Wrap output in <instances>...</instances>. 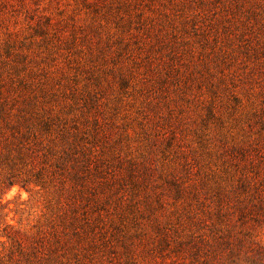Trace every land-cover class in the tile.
I'll list each match as a JSON object with an SVG mask.
<instances>
[{
	"label": "trees",
	"instance_id": "1",
	"mask_svg": "<svg viewBox=\"0 0 264 264\" xmlns=\"http://www.w3.org/2000/svg\"><path fill=\"white\" fill-rule=\"evenodd\" d=\"M18 2L26 12L28 37L4 30L10 0H0V168L5 172L0 185L54 193L53 215L32 251L19 242L20 252L46 264H151L158 254L199 255L190 239L172 238L158 215L166 208L163 183L174 195L175 186L178 194L185 190L175 171L159 183L150 154L126 158L120 138L111 143L97 91L110 75L126 92L161 89L175 81V60L192 62L196 52H206L209 34L197 30L193 17L176 24L175 4L156 27L149 13L155 12L154 0H82L91 16L82 31L54 21L30 0ZM69 27L65 38L62 30ZM214 44L223 51L218 40ZM250 185L242 180L239 187L250 190ZM199 192L192 191L193 197ZM240 211L244 217L245 207ZM196 213H189V221H196Z\"/></svg>",
	"mask_w": 264,
	"mask_h": 264
},
{
	"label": "rangeland",
	"instance_id": "2",
	"mask_svg": "<svg viewBox=\"0 0 264 264\" xmlns=\"http://www.w3.org/2000/svg\"><path fill=\"white\" fill-rule=\"evenodd\" d=\"M30 1L54 21L88 29L91 16L82 0H36L38 5ZM154 1L155 12L149 13L155 15L156 27L162 13L173 14L175 4L176 24L182 26L185 17H193L197 30L209 34V43L192 62L187 57L175 60V81L161 89L157 85L143 94L133 88L126 92L119 78L113 81L110 75L97 91L100 114L111 126V143L120 138L118 148L126 158L150 154L159 183L164 182L163 174L175 171L185 188L178 194L175 186L174 195L163 183L166 208L158 215L168 223L172 238L190 239L199 255L175 251L164 258L158 254L157 263L151 257L148 262L264 264V0ZM7 7L4 30L10 27L21 38L28 37L26 12H21L18 0H10ZM69 29L62 30L65 38ZM216 40L223 51L215 47ZM249 48L256 49L248 53ZM4 175L0 168V179ZM242 180L252 188L239 187ZM194 190L200 191L198 198ZM53 202L49 190L0 185V264H46L29 260L18 243L32 251L39 230L53 215ZM240 207H245L244 217ZM192 212L198 215L194 222L189 221Z\"/></svg>",
	"mask_w": 264,
	"mask_h": 264
}]
</instances>
